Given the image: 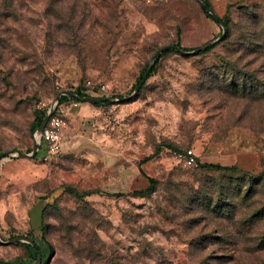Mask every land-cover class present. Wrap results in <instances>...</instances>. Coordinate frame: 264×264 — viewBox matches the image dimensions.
<instances>
[{
	"label": "rangeland",
	"instance_id": "1",
	"mask_svg": "<svg viewBox=\"0 0 264 264\" xmlns=\"http://www.w3.org/2000/svg\"><path fill=\"white\" fill-rule=\"evenodd\" d=\"M208 1L229 31L194 0H0V154L31 153L33 111L61 89L92 80L113 98L86 132L65 129L57 157L0 159L2 241L32 230L48 264H264V0ZM177 25L188 50L160 54L134 92ZM187 150L194 165L176 157ZM64 186L91 193L47 200ZM20 243L0 261L24 258Z\"/></svg>",
	"mask_w": 264,
	"mask_h": 264
},
{
	"label": "trees",
	"instance_id": "2",
	"mask_svg": "<svg viewBox=\"0 0 264 264\" xmlns=\"http://www.w3.org/2000/svg\"><path fill=\"white\" fill-rule=\"evenodd\" d=\"M196 3H197V1L196 0H194ZM210 9H211V11L214 13V11H213V8H212V5H211V3L208 1V0H202ZM198 4V3H197ZM198 6L200 7V5L198 4ZM201 8V7H200ZM201 11L203 12V14L206 16V17H208V18H210V19H212V20H214L213 19V17L207 12V11H205L204 9H202L201 8ZM215 14V13H214ZM216 15V14H215ZM217 16V15H216ZM220 18V17H219ZM221 19V18H220ZM215 21V20H214ZM221 21H222V23L226 26V29L229 31L230 30V26L228 25V23H227V20H224V19H221ZM180 32H181V27H180V25H177L176 26V33H177V42L176 43H174L173 45H175V46H178L181 50H183V51H185V50H188L187 48H185V47H183L180 43H179V40H180ZM225 37H224V35H223V37H222V39L221 40H219V42H221L223 39H224ZM213 47V46H212ZM212 47H208V48H206L205 50H199V52H197V53H202V52H206V51H208V50H210ZM171 51H173V50H171V49H166V50H164L162 53H161V55H160V57L162 56V55H164V54H166V53H168V52H171ZM157 64V61H155L154 62V64H153V66H152V68L150 69V71H149V73H148V75L150 74V72H152V71H154L155 70V65ZM144 73L143 72H141V74L139 75V80L142 78V75H143ZM148 77V76H147ZM146 77V78H147ZM87 81V80H86ZM86 81L85 82H83L82 84H78L76 87H70V88H67V89H61L60 91H62V90H69V91H71V92H74V93H76L77 95H79V96H92V95H94V96H96V97H109V96H105L106 94H105V91H99L97 88H92V87H90V86H87L86 85ZM144 82H145V80H144ZM144 82H143V84H144ZM143 84H142V86H143ZM262 85L261 86H254L255 87V89H257V90H259V92H264V83H261ZM234 86H235V88H239L242 84L241 83H239L238 81H235L234 82V84H233ZM141 86V87H142ZM140 87V88H141ZM140 90V89H139ZM256 90V91H257ZM59 91V92H60ZM58 92V93H59ZM57 93V94H58ZM75 98H72V97H70V96H67V95H62L61 97H60V103H63V102H67V101H70V100H74ZM112 96H111V98H109V99H107V100H104L101 104H96V105H105V104H109V103H111L112 102ZM45 113H46V110L45 109H41V108H37V109H34V111H33V120H32V123H31V125H30V129H31V131H34L40 124H41V122H42V120H43V118H44V116H45ZM32 148H33V146H32ZM175 148V147H174ZM28 151H30L29 149H27L25 152H28ZM39 151L40 150H38L37 152H36V157H38V153H39ZM24 152V153H25ZM205 167H209V168H212V169H218V170H221V171H224V172H227V173H232V172H236L237 171V168L235 167V166H230V167H223V166H220V165H204ZM147 180H148V184L144 187V188H141L140 190H138L139 192L138 193H140V194H151L153 191H154V189H155V179L154 178H152V177H147ZM248 182H250V180H248ZM60 190L61 191H67V192H69V193H71V194H73L74 196H76V197H82V196H84V195H87V194H90L91 192L90 191H86V192H78L77 190H75L74 188H70V187H66V186H64V187H61V188H59V189H57V190H55L54 192H52L48 197H47V200H50V201H53V200H55V198H56V196L58 195L57 193L58 192H60ZM229 192H227V194H228ZM238 193L240 194V193H242L240 190L238 191ZM253 193V187H250L249 189H248V194H252ZM244 195H247L246 193H244ZM53 203V202H52ZM223 211V209H221V211L220 212H222ZM229 211V210H228ZM230 216L231 217H233V219H235V217H236V213H234L233 215H232V213L230 214ZM245 219V218H244ZM246 220V219H245ZM241 228L243 227V225H241L240 226ZM39 230L41 231V228H39ZM38 230V231H39ZM31 234H32V230H30L27 234H25V235H23V236H26L27 238H30V239H32L34 242H35V240L32 238V236H31ZM42 239L47 243V245L49 246V248H50V250H51V252L53 251V247H52V245H50V243L46 240V238H45V236H43V234H42ZM259 242L260 243H264V234L259 238ZM19 245H21V246H23V247H25L26 249H27V255L24 257V258H19L17 261H15V262H13V263H9V262H6V263H8V264H32L36 259H37V255H38V253H37V251H36V249H35V247H33L32 245H30V244H28V243H20ZM50 257V256H49ZM49 257L44 261V262H42L41 264H48L49 262H50V259H49ZM51 258V257H50ZM2 261V260H1ZM3 262H5V261H3Z\"/></svg>",
	"mask_w": 264,
	"mask_h": 264
},
{
	"label": "water",
	"instance_id": "3",
	"mask_svg": "<svg viewBox=\"0 0 264 264\" xmlns=\"http://www.w3.org/2000/svg\"><path fill=\"white\" fill-rule=\"evenodd\" d=\"M196 1L200 5V7L202 9L207 11L213 17V19L216 22H218L219 24L222 25L221 19L218 16H216L211 11V9L202 0H196ZM224 33H225V30H223L222 34L219 37H217L215 40L205 44L204 46H202V47H200L198 49L193 50L192 53H197V52H199V50L205 49V48H207V47H209V46H211L213 44H216L219 40L222 39ZM166 49H175L178 52H183V50H181L178 46H175V45H165V46H162L161 48H159L158 51L153 56V58H152V60H151V62L149 64V66L147 67L146 71L142 75V78L136 84L134 92H137L140 89V87L142 86L144 80L146 79L150 69L152 68L155 60ZM62 95H67V96H70L72 98H75V99H78V100H81V101H85V102H91V103H101L104 100H107V99L110 98V97L79 96L76 93L71 92L69 90L60 91L56 95L53 103L51 104V106L49 108V110L45 113V116H44L41 124L34 130V133H33L34 142H33V148H32L31 153L28 154V153H24V152L19 151V150H15L14 152L16 154H18L21 157H29V156L33 157V156H35V154L37 152V148H38L37 147V139H38L39 133L41 132V130H42L43 126L45 125V123H46L47 119L49 118V116L53 113L54 109L59 105L60 97ZM14 152L12 150H8V151H5V152H2L0 154V159L3 158V157L14 155ZM45 206H46V202L44 200H40L34 206H32L29 209L28 215H29V218H30V225H31L32 229H37V228L41 227V225H42V215H43V210H44ZM16 242H25V243H28V244L32 245L33 247L37 248L36 243L32 239L27 238L26 236H16V237L11 238L8 241H2L0 239V244H3V245H8V244H11V243H16ZM49 259H50V257H49ZM41 263H42V257H41L40 252L38 251L37 261H36L35 264H41ZM0 264H8V263L0 261Z\"/></svg>",
	"mask_w": 264,
	"mask_h": 264
},
{
	"label": "built area",
	"instance_id": "4",
	"mask_svg": "<svg viewBox=\"0 0 264 264\" xmlns=\"http://www.w3.org/2000/svg\"><path fill=\"white\" fill-rule=\"evenodd\" d=\"M86 85L92 88H97L99 91H105L106 87L104 84L95 83L92 80H87ZM75 100V101H74ZM71 100V105H77L78 99ZM63 103H59L60 106L65 109ZM58 105V106H59ZM51 106V105H50ZM49 106V108H50ZM57 106V107H58ZM40 108L41 106H37ZM57 107L54 109L53 113L47 119L45 125L43 126L41 132L39 133L37 139V151L44 149L46 152V157H57L61 152L63 131L67 127V119L64 114V110H59ZM46 110V112L49 110ZM176 157L183 160L186 165H194L196 163V158L192 150H187L182 153H177Z\"/></svg>",
	"mask_w": 264,
	"mask_h": 264
},
{
	"label": "crops",
	"instance_id": "5",
	"mask_svg": "<svg viewBox=\"0 0 264 264\" xmlns=\"http://www.w3.org/2000/svg\"><path fill=\"white\" fill-rule=\"evenodd\" d=\"M76 101H77V105L75 106L71 105L72 102L70 100V101L64 102L63 106L65 107V109H63V107L60 105L57 107V109L59 110H62V109L64 110V114L67 119V127L65 128L67 129L66 133H68L71 129L73 130L77 127H80L81 125L83 126V129L86 132L91 124L90 123L91 118H93L94 115L97 114L98 107L101 106V105H96V104L102 103V102L101 103H91V102H85L81 100H76ZM64 131H63V134H64ZM69 148H70L69 144L64 143L61 146L60 153L66 152ZM40 152H41L40 156H44V157L46 156V152L44 149H40Z\"/></svg>",
	"mask_w": 264,
	"mask_h": 264
}]
</instances>
